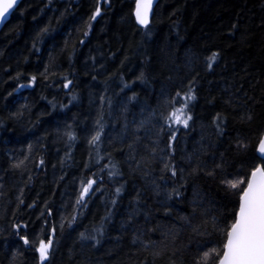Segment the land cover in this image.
Segmentation results:
<instances>
[{
  "label": "trees",
  "instance_id": "1",
  "mask_svg": "<svg viewBox=\"0 0 264 264\" xmlns=\"http://www.w3.org/2000/svg\"><path fill=\"white\" fill-rule=\"evenodd\" d=\"M134 4L100 0L93 20L97 0H23L0 31V264H40L41 239L43 264L220 248L237 201L221 181L258 162L264 134V0H159L146 28ZM190 89L188 127L169 128Z\"/></svg>",
  "mask_w": 264,
  "mask_h": 264
},
{
  "label": "snow or ice",
  "instance_id": "2",
  "mask_svg": "<svg viewBox=\"0 0 264 264\" xmlns=\"http://www.w3.org/2000/svg\"><path fill=\"white\" fill-rule=\"evenodd\" d=\"M16 5L17 0H0V21L6 19ZM151 5L152 0H137L135 16L140 24L146 25L148 23ZM100 14V0H97V7L91 19L95 20ZM217 55V53H213L207 58L209 68L215 62ZM35 79L36 77L33 76L32 80L34 81ZM68 83H71V81ZM67 86L65 84V87ZM191 92L192 90L190 89L189 94L185 97V102L181 103L180 107H174L164 117L165 124L169 128L173 124L182 125L185 128L188 127V122L192 119V116L187 111L188 104L186 100L195 99ZM176 95L179 97L180 93L177 92ZM172 103L175 104L176 101L173 100ZM216 120H220L219 115ZM97 124H99V121H97ZM216 127L220 129L221 124L218 123ZM102 130L103 126L101 125L91 137L90 143L100 140ZM69 138L75 139L74 136ZM170 140L174 141L175 135H172ZM244 147L246 148L247 145H244ZM256 151L259 153L258 162L247 173L221 181L226 184L228 189L234 191L237 197L236 207L233 209L231 222L226 223L222 229L223 239L220 248H212L210 252H205L202 261L211 257L213 264H264V135L258 140ZM165 169L170 171L172 176L176 175L175 166L165 164ZM214 174V172L208 173V175ZM95 183V180H88L85 184H82L80 199L77 201L78 204L88 195L89 190ZM119 191L120 189H117V192ZM15 227L19 230L21 226L15 225ZM21 239L25 244L29 243L27 236H21ZM52 243L51 239L47 242L43 239L38 241L36 251L39 253L40 264H43L49 258ZM202 261H198V264H202Z\"/></svg>",
  "mask_w": 264,
  "mask_h": 264
},
{
  "label": "water",
  "instance_id": "3",
  "mask_svg": "<svg viewBox=\"0 0 264 264\" xmlns=\"http://www.w3.org/2000/svg\"><path fill=\"white\" fill-rule=\"evenodd\" d=\"M23 0H17V5L16 7L11 11V13L6 17V19H4L3 21H0V31L3 29V27L5 26V24L7 23V21L10 20L11 18V15L12 13L19 7L20 3L22 2ZM159 0H152V5H151V9H150V12H149V17H148V23L146 25H142L140 24L137 19H136V16H135V11H136V4H137V0H135V4H134V12H133V15H134V18H135V21L137 23V25L141 28H146L149 26V24L151 23V19L153 17V14H154V10H155V7L157 6ZM264 135V134H263ZM258 156H259V153L257 152Z\"/></svg>",
  "mask_w": 264,
  "mask_h": 264
},
{
  "label": "bare ground",
  "instance_id": "4",
  "mask_svg": "<svg viewBox=\"0 0 264 264\" xmlns=\"http://www.w3.org/2000/svg\"><path fill=\"white\" fill-rule=\"evenodd\" d=\"M15 11H16V10H15ZM15 11H14V12H15ZM14 12H13V13H14ZM13 13H12V14H13ZM11 16H12V15H11ZM7 22H8V21H7Z\"/></svg>",
  "mask_w": 264,
  "mask_h": 264
}]
</instances>
